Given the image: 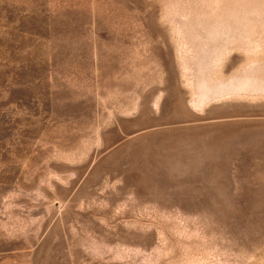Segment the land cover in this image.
Segmentation results:
<instances>
[{
  "label": "rangeland",
  "instance_id": "1",
  "mask_svg": "<svg viewBox=\"0 0 264 264\" xmlns=\"http://www.w3.org/2000/svg\"><path fill=\"white\" fill-rule=\"evenodd\" d=\"M0 264H264V0H0Z\"/></svg>",
  "mask_w": 264,
  "mask_h": 264
}]
</instances>
